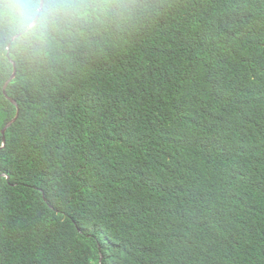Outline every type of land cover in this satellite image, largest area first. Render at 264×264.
<instances>
[{
	"label": "trees",
	"instance_id": "obj_1",
	"mask_svg": "<svg viewBox=\"0 0 264 264\" xmlns=\"http://www.w3.org/2000/svg\"><path fill=\"white\" fill-rule=\"evenodd\" d=\"M40 1L0 0V264H264V0H44L11 41Z\"/></svg>",
	"mask_w": 264,
	"mask_h": 264
},
{
	"label": "clouds",
	"instance_id": "obj_2",
	"mask_svg": "<svg viewBox=\"0 0 264 264\" xmlns=\"http://www.w3.org/2000/svg\"><path fill=\"white\" fill-rule=\"evenodd\" d=\"M33 0H25L29 5L26 14H31V4ZM87 11V5L77 3L76 0H56L55 4L48 3L41 13V27L46 28L50 23H54L60 16L82 15Z\"/></svg>",
	"mask_w": 264,
	"mask_h": 264
},
{
	"label": "water",
	"instance_id": "obj_3",
	"mask_svg": "<svg viewBox=\"0 0 264 264\" xmlns=\"http://www.w3.org/2000/svg\"><path fill=\"white\" fill-rule=\"evenodd\" d=\"M43 4H44V0H41L40 1V5H39V8H38V13L36 14V16L34 17V19L31 21L29 27L23 31V32H19L17 34H15L12 38H11V41H14L15 39H17L18 37H20L22 35V33L28 31L29 29H31L32 27H34L38 21V18H39V13L41 12L42 10V7H43ZM10 47V44H8L7 46V49ZM6 55H8V51L6 52ZM13 71L14 73L11 74V76L9 77V79L6 81L4 87H3V92H4V95L6 97L7 100H9L14 106H16V113H15V116L10 119L6 124L5 126L3 127V129L1 130V134H2V144L0 145V149L4 147L5 145V133L6 131L11 127V125L18 119L19 117V114H20V109H19V106L17 105L16 101L11 98L8 94H6L5 90H6V86L8 85V83L10 81H12L16 75V67L14 66L13 68ZM3 176H5L7 179L9 178V175H6V174H1ZM103 256H101V260H102Z\"/></svg>",
	"mask_w": 264,
	"mask_h": 264
},
{
	"label": "bare ground",
	"instance_id": "obj_4",
	"mask_svg": "<svg viewBox=\"0 0 264 264\" xmlns=\"http://www.w3.org/2000/svg\"><path fill=\"white\" fill-rule=\"evenodd\" d=\"M13 73H14V71H13ZM9 84V83H8ZM6 88H7V86H6ZM6 91V90H5Z\"/></svg>",
	"mask_w": 264,
	"mask_h": 264
}]
</instances>
